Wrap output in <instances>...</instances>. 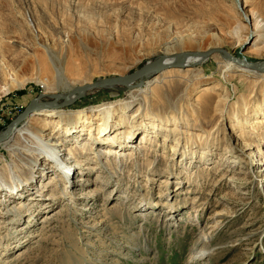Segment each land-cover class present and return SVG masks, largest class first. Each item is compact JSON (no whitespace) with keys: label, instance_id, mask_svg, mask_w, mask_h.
Segmentation results:
<instances>
[{"label":"rangeland","instance_id":"rangeland-1","mask_svg":"<svg viewBox=\"0 0 264 264\" xmlns=\"http://www.w3.org/2000/svg\"><path fill=\"white\" fill-rule=\"evenodd\" d=\"M210 47L264 60V0H0V132L69 90L53 55L74 87ZM8 74L22 86L6 91ZM104 104L125 120L122 145L88 140L91 119L79 139L63 126L56 152L31 116L0 143V264H264V73L216 53L57 110Z\"/></svg>","mask_w":264,"mask_h":264},{"label":"bare ground","instance_id":"bare-ground-1","mask_svg":"<svg viewBox=\"0 0 264 264\" xmlns=\"http://www.w3.org/2000/svg\"><path fill=\"white\" fill-rule=\"evenodd\" d=\"M239 7L242 9V5L241 4L239 5ZM245 18L250 21V18H249V16L247 14H246ZM253 34H256L258 36V40L261 39V37L263 35L262 32L261 33L258 32V29L257 30L255 29V31H253ZM255 46H257V45H255ZM212 48H221V47H212ZM258 48H260V47L257 46L256 49H258ZM210 49H211V47H210ZM208 50H206V51H190V50H188L187 51V50L183 49V50H180V51H178L176 53L175 52L168 53V51H166L164 54L160 55L155 60L156 61H161L162 64L167 65V64L171 63L174 60L176 55H182L181 58H180V63H181L180 67H177V68H183L184 69L187 66H192V64L194 62H196V60H198V59L201 60V59L208 58L209 56H204L203 55V53L207 52ZM220 55H222V54H220ZM222 56L225 59H227L228 70H235V71L236 70H246V71L250 70V72H254V73H264V70L251 69L249 67H246L244 65H240L238 63L237 64L235 63L236 65H239V66H236L235 64L231 63V62H233L232 59L230 60V59L226 58L224 55H222ZM49 59H50L49 62L51 63L52 68L55 69V71H56V79H57L58 84L60 86H63V85L67 86V88L69 90L67 92H65V93H52V92H50V93L49 92H45L44 93L43 92L41 94L52 96V97L57 96L60 101H63L64 97L72 89H74L77 86L73 87L72 84H70L68 78L66 77L63 68H60L59 66H56V64H54L56 62V60H57L56 57L54 59V55L52 57H50ZM244 60H246V59H244ZM262 61H264V60H262ZM250 62H252V61H250ZM169 69H172V68H168L166 70H169ZM166 70H164V71H166ZM164 71H162V72H164ZM162 72H160V73H162ZM160 73H158V74H160ZM11 74H13V73H11ZM11 74H8V76H7V80H9V82L8 83L7 82L4 83V89H6V91H8V92H10L11 90H13V89H15L17 87H21L22 84H23L21 81H18L16 78L11 76ZM158 74L147 76L144 80H142L141 78H137L135 80L129 81L127 84L119 85L117 87L116 86H111V87L112 88H117V89H123V90L124 89L140 87V86H143L150 77L156 76ZM117 76H119V75H117ZM154 80H157V79L154 78ZM86 83H89V82H86ZM86 83H84V84H86ZM84 84H82V85H84ZM78 86H80V85H78ZM88 91H90V90L84 91L82 96H80V97H79L78 94L71 95L68 98V102H70V104H72L78 98H79V100L83 99L87 95ZM67 106H69V105H67ZM67 106H63V107H67ZM63 107H60V108H63ZM127 107H129V106L127 105ZM60 108H55V110H53V109H40V110L34 112L33 114H31L30 115L31 117L28 116L26 118V119H28L30 117L29 120L32 121V124L35 125L37 127V130H38L37 135H35V138L34 137H32V138H34L36 140H37V138H39L40 140L45 141V143L48 146L50 144L55 146V151L56 152H61V151L66 150L65 148L61 147L66 142H64L65 139L61 141L60 139L57 140V138L63 136V135L60 136V134H59V131H61L63 129V126H67L68 127L67 131H69L72 134V135H70L71 137H78V139H79L80 135H81L80 133L82 132V130H84V128L82 129L81 126H85L86 123L93 124L91 122V119H93V120L94 119H98L99 121L97 122V126H95L96 128L94 127L95 128L94 132H95V130H97L96 131L97 135H95L93 137V133H92V127L93 126H89L90 127V129H89L90 132H89V138H87V139L88 140H95L98 143H110L111 146H112V144H115V143L119 144V145L123 144L122 142H121L122 144H120L119 141L122 139L121 134L123 133L121 131V128L122 127H126L125 120L122 119L119 123L112 124L111 121L113 120L114 111L112 109V105L111 104H104V105H101V106H98V107H94L92 110L90 109V111H91L90 113L89 112H85V110H78V111L57 110V109H60ZM45 110H49V111L43 112ZM137 113H138V110L135 112L134 116H136ZM130 117H132V116L130 115ZM26 119H24L23 121H25ZM53 119H55V120H53ZM55 122H58V123H55ZM21 123L15 129H13L11 131V133L9 134V137L12 136V134L18 129V127L21 125ZM79 127H81V129H79ZM138 127H140V126L139 125H134V128L137 129ZM25 132L28 133L27 132V128H24L22 130L23 134H25ZM78 133H79V135H78ZM110 134H113V136H110ZM114 134H115V136H114ZM126 134H127V136L126 135L124 136L125 140L129 139L128 142H130L131 139H132V136L137 134V130L132 129L130 131H126ZM142 134L144 135L145 133H142ZM6 140H4V141H6ZM103 140L104 141L108 140V142H104ZM142 141L143 142L146 141L144 136L142 137L140 143H142ZM2 142L3 141H1L0 143H2ZM80 142H82V141H80ZM73 143H75V142H73ZM89 145H92V144L88 143V141H87V142H85L83 147H86V146H89ZM116 146L118 147V145H116ZM137 147H138V145H137ZM225 150H226L227 153L229 151H231V149L229 148L228 144H226ZM44 151H45V153L47 152L45 150L44 146H43L41 148V151H39V153L42 154ZM87 151H88V148H87L86 152ZM116 152L117 151H113L111 149H109L108 151L106 150V154L107 153H109V154L110 153H116ZM57 155L60 156L59 153L54 154V156H53L54 158L52 157L53 161L59 162L60 165L62 163L65 164L66 163V158H65V160H63L64 158L58 157ZM67 158L73 159V156H69ZM251 163L255 164L256 160L254 158H251ZM68 169H70V171L72 170V172L74 171V173H75V170H76L75 164L73 163V164H70L69 166H65L64 167V170H63L64 173H67L68 176L69 175L71 176L72 172L70 173L69 171H67ZM212 240H213V238L211 237V238L208 239V241H205V243H207V245H209L212 242ZM203 243H204V241H203Z\"/></svg>","mask_w":264,"mask_h":264},{"label":"water","instance_id":"water-1","mask_svg":"<svg viewBox=\"0 0 264 264\" xmlns=\"http://www.w3.org/2000/svg\"><path fill=\"white\" fill-rule=\"evenodd\" d=\"M222 54L228 59H232L236 63L240 65H244L246 67H249L251 69L256 70H264V61H257V62H250L244 59H240L237 57H234L229 54V52L223 48H211L207 52L203 53L204 56H211L213 54ZM182 55H176L174 60L164 65L161 61H149L148 63L144 64L140 68L136 69L135 71L125 74V75H119V76H111V77H104L96 79L93 82L86 83L84 85H80L72 89L63 99V101L59 102L57 96H48L40 94L33 100L29 102V104L25 107L23 111H21L16 118L13 120L12 123L7 126V128L0 132V142L6 140L9 137V134L13 129H15L24 119H26L28 116L33 114L34 112L40 110V109H55L60 108L63 106H67L70 104L68 102V98L71 95L78 94L79 97L82 96L84 91L91 90L93 88L98 87H111V86H119L127 84L129 81L135 80L137 78H141L144 80L147 76L158 74L168 68H177L180 67V58ZM49 97L50 100H42V98ZM79 99V98H78Z\"/></svg>","mask_w":264,"mask_h":264}]
</instances>
